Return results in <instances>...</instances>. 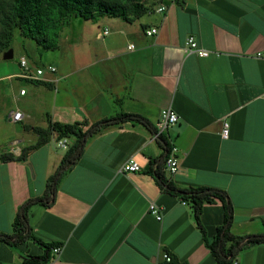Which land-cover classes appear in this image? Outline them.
Instances as JSON below:
<instances>
[{
  "label": "crops",
  "instance_id": "crops-1",
  "mask_svg": "<svg viewBox=\"0 0 264 264\" xmlns=\"http://www.w3.org/2000/svg\"><path fill=\"white\" fill-rule=\"evenodd\" d=\"M153 1L148 13L153 15L146 19L89 20L103 26L96 35L101 43L82 46L88 59L46 73L38 82L48 87L19 79V61L0 76L5 87L0 93V234L11 235L19 209L44 195L75 142L63 138L68 148L62 149L53 132L25 160L2 158L20 157L36 140V128L55 122L93 125L120 114L151 125L126 121L87 138L79 161L59 182L54 203L30 206L31 239L17 246L0 241V264L47 254L33 237L51 247L47 264H170L165 255L187 264H218L192 207L162 191L148 173L150 161L169 155L173 146L180 171L170 175L164 166L167 180L180 191L224 192L234 209L231 233L264 234V0ZM162 6L166 11L157 12ZM153 27L158 34L147 36ZM190 36L207 57L184 52ZM35 102L42 103V120ZM167 108L179 117L163 132L168 148L154 133ZM14 111L23 113L22 122L8 121ZM131 157L140 171L122 172ZM152 203L161 209V221L149 212ZM224 216L221 201L204 206L200 222L208 237L216 235ZM54 247L61 248L59 256ZM234 262L264 264V245L241 251Z\"/></svg>",
  "mask_w": 264,
  "mask_h": 264
},
{
  "label": "trees",
  "instance_id": "trees-1",
  "mask_svg": "<svg viewBox=\"0 0 264 264\" xmlns=\"http://www.w3.org/2000/svg\"><path fill=\"white\" fill-rule=\"evenodd\" d=\"M0 6V53L9 47L17 28L24 38L34 40L40 48L57 50L59 49L60 34L70 24L73 17H81L84 20L91 21L110 17L134 22L152 10L146 8L145 0H10L7 4L0 2ZM38 84L49 86L45 82H38ZM126 121H141L151 127L148 121L131 114H120L93 125H89L87 121L75 124L52 123L53 131L60 137L58 140L71 137L75 139V142L65 153L55 174L48 179L44 195L29 200L19 209L13 224V233L11 235L0 234V241L10 246H17L30 240L31 236L28 229V210L30 206L34 204L52 205L55 201L59 182L79 161L84 152L87 138L102 128ZM154 133L157 135L158 130L154 129ZM163 136V134H160L158 139L162 140L168 148L169 144ZM46 142L47 140L34 145L29 153ZM29 153L23 151L20 157L3 155L2 158L5 161L25 160ZM167 157L168 154L164 158L152 159L148 173L154 177L162 191L177 195L192 207L196 224L203 233L205 244L218 264H232L234 258L241 251L257 245H264V234L235 236L231 233L234 209L224 192L207 187L187 191L178 190L165 176L164 166ZM216 200L222 202L225 216L223 224L217 228L216 235L210 238L201 225L200 216L204 206L214 204ZM33 239L46 248L47 254L38 258L27 257L22 264H47L50 261L49 252L51 247L44 245L34 237ZM170 264L187 263L171 258Z\"/></svg>",
  "mask_w": 264,
  "mask_h": 264
},
{
  "label": "rangeland",
  "instance_id": "rangeland-1",
  "mask_svg": "<svg viewBox=\"0 0 264 264\" xmlns=\"http://www.w3.org/2000/svg\"><path fill=\"white\" fill-rule=\"evenodd\" d=\"M9 1L10 0H0V2L4 4H7ZM145 6L149 10L152 9L154 1L145 0ZM151 15L153 14H146L143 18L146 19ZM102 30L103 26L101 25L92 26L91 21L89 20H84L81 17H73L70 26L68 25L65 27L60 34L59 49L44 50L40 48L34 40L24 38L20 30L17 28L15 29L14 37L9 47L0 53V76L8 74L17 68L18 61L24 56L28 57L30 65L33 68H47L49 66H55L59 71H65L67 63H75L88 59V57H86L82 52V46L85 44L93 43V45H97L98 43H101L99 40H96V35ZM9 53L12 54L11 57H8ZM4 89V85L0 82V93H2ZM52 95H54V93ZM25 101L26 99H23L21 105H23ZM41 104L42 103L35 102L33 106V109L36 110L35 114L38 120L43 119ZM11 105L15 108V104L13 102ZM23 106L25 107V105ZM53 132L52 123H50V126L46 129L36 128L33 132L36 140L33 144L31 143L29 146H26L22 152L27 151L29 153V150L34 145L41 141L48 140ZM57 138H60L59 135Z\"/></svg>",
  "mask_w": 264,
  "mask_h": 264
},
{
  "label": "built area",
  "instance_id": "built-area-1",
  "mask_svg": "<svg viewBox=\"0 0 264 264\" xmlns=\"http://www.w3.org/2000/svg\"><path fill=\"white\" fill-rule=\"evenodd\" d=\"M166 11V7L162 6L157 9V12L159 13H164ZM158 29L153 27L151 29H147L145 31V34L149 37L155 36L158 34ZM109 35V30L105 29L103 32V36L106 37ZM134 45H131L129 49H133ZM184 52L186 54H197L200 57H207L209 55V52L201 49L195 40L194 37L190 36L187 39ZM19 67H20V73L17 75L19 79L27 80V81H41L42 78L46 73H51L55 74L56 73V68L53 66H49L47 68H33L30 65V61L28 57L24 56L21 57L19 60ZM26 94L25 90L20 91V95L24 96ZM24 119V115L20 111H14L10 113L8 116V121L11 123H20ZM179 122V117L177 113L172 109V108H167L164 109L161 113V119L157 123V130L158 133L156 135V138L159 137L160 134H163V132L167 131L170 129L172 126L176 125ZM228 135V125H224V130H223V137H227ZM58 147L62 149H67L68 148V141L66 139H61L58 140L57 142ZM177 147L173 146L170 150V153L168 157L166 158L165 161V171L169 173L170 175H174L180 171V166L178 163V159L176 157L177 154ZM140 171V166L139 163L136 161L134 157H131L122 167V172L124 173H133V172H139ZM184 204H187V202H183ZM149 212L158 220H162V211L161 209L155 204L152 203L149 208ZM53 253L56 256L60 255L61 248L60 247H54ZM165 260L170 262L171 258L168 255L164 256ZM232 264H238L236 262Z\"/></svg>",
  "mask_w": 264,
  "mask_h": 264
},
{
  "label": "water",
  "instance_id": "water-1",
  "mask_svg": "<svg viewBox=\"0 0 264 264\" xmlns=\"http://www.w3.org/2000/svg\"><path fill=\"white\" fill-rule=\"evenodd\" d=\"M11 55H12V54H11V53H9L8 57H11Z\"/></svg>",
  "mask_w": 264,
  "mask_h": 264
}]
</instances>
